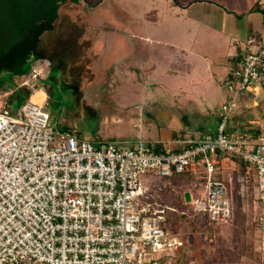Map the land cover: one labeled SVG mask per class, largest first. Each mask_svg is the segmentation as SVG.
I'll return each mask as SVG.
<instances>
[{
  "label": "built area",
  "instance_id": "1",
  "mask_svg": "<svg viewBox=\"0 0 264 264\" xmlns=\"http://www.w3.org/2000/svg\"><path fill=\"white\" fill-rule=\"evenodd\" d=\"M246 48L224 80L228 95L215 133L178 147L93 143L76 125L54 127L44 104L27 99L12 110L0 95V264H170L181 242L165 228L151 178L197 172L205 190L191 197L194 210L227 222L234 210L215 175L220 158L248 163L264 234V139L228 128L241 96L264 89V42L251 36ZM49 74L50 62L38 59L21 86L33 88Z\"/></svg>",
  "mask_w": 264,
  "mask_h": 264
},
{
  "label": "rangeland",
  "instance_id": "2",
  "mask_svg": "<svg viewBox=\"0 0 264 264\" xmlns=\"http://www.w3.org/2000/svg\"><path fill=\"white\" fill-rule=\"evenodd\" d=\"M95 1L81 0L80 4H66L62 8L57 29L47 35L43 47L44 55L47 54V57L43 56L44 60L52 63L51 79L45 83L39 80L38 85L31 88L28 85L21 86V79L12 78L6 84V92L0 89L1 99L11 104L14 110L26 101L25 93H30L28 99H31L32 94L42 85L46 98L39 103L44 104L50 112L54 127L62 130V126L76 125L81 136L93 143L112 142L124 147H135L140 141H160L171 146L180 136L187 139L194 134L200 135L195 129L200 124L211 127V122L208 125L199 122L203 120L199 113H204L201 107L205 106L201 96L208 95L210 90L201 91L198 84L185 85L182 81L179 85H185L187 93H179L180 97L175 99L174 95L180 92V86L174 88V83L168 80L164 91L160 92L162 94L151 99L146 92V84L142 83L145 78L133 90L132 86L128 87L127 83H122V79L113 74L111 65L114 63V55L107 44L108 38L128 34L120 22L122 16L119 14L124 0H117L115 9L106 3L99 10L92 7ZM135 2L138 9L139 1ZM86 36L92 38V43L83 40ZM52 73L54 77H51ZM73 84L76 86L74 89ZM212 93L216 95L210 98L211 107L216 110L222 95L215 91ZM227 95L225 91L223 102ZM188 98L196 100L200 110L197 112L189 106L185 113L187 120H182L184 130L180 134L178 124L174 122L178 117L174 113H179L176 100L187 103ZM242 98L243 103L250 105L243 118L251 120L261 117L264 99H257L260 105H254V98ZM202 133L207 135V132ZM215 175L226 181L234 210L233 217L227 222L194 228L191 222L180 220L178 214H175L177 223L174 226L170 222L169 228H174L173 235L185 238L178 264H264V234L258 225L260 203L255 176L243 171L232 158L221 160ZM141 179L150 185L146 177ZM151 179L152 200H162L163 206H158L165 208L166 213L170 208L180 210L187 192L192 193L193 201L194 197L205 190L198 176L173 174L169 178L156 176ZM138 203L139 206H145L147 200L141 199ZM170 213L173 216L172 211ZM175 252L176 249L172 256Z\"/></svg>",
  "mask_w": 264,
  "mask_h": 264
},
{
  "label": "crops",
  "instance_id": "3",
  "mask_svg": "<svg viewBox=\"0 0 264 264\" xmlns=\"http://www.w3.org/2000/svg\"><path fill=\"white\" fill-rule=\"evenodd\" d=\"M135 1L124 0L121 13L118 12L128 34L112 37L114 40L108 38L107 46L114 55L113 74L133 90L145 78L142 83L146 84L151 99L162 94L168 80L174 83V88L183 81L185 85L198 84L201 91L210 90L208 95L201 96L205 106L201 107L204 113H199L203 117L199 122L213 125L208 128L200 124L195 128L200 135L187 139L176 135L178 138L171 147L190 139L212 136L220 120L226 91L224 80L230 68L247 52V40L251 36L264 42V0H137L138 9ZM106 3L114 9L118 4L117 0H99L92 7L99 10ZM83 40L92 43L91 37ZM185 85H179L180 92L174 95L175 99L180 97L179 93H187ZM212 91L222 95L216 110L211 107L210 98L216 95ZM243 96L254 98L257 105V99H264V89L252 87ZM241 99L232 114L229 131L249 132L257 139H264V112L261 117L245 120L243 114L250 105ZM176 103L180 114L173 112L178 114L174 122L181 134L187 109L190 106L198 112L200 104L192 98H188L187 103L177 99ZM203 134L205 136H201Z\"/></svg>",
  "mask_w": 264,
  "mask_h": 264
},
{
  "label": "trees",
  "instance_id": "4",
  "mask_svg": "<svg viewBox=\"0 0 264 264\" xmlns=\"http://www.w3.org/2000/svg\"><path fill=\"white\" fill-rule=\"evenodd\" d=\"M85 1L89 2V0ZM80 2L81 0H0V89L3 92L7 91L6 84L8 80L27 75L31 71L35 61L38 59L44 60V43L46 42L47 35L56 31L62 8L66 4L77 5ZM98 2L99 0H96L94 4ZM45 57H47V54ZM50 64L52 65L51 62ZM87 66L89 69V65ZM5 72L7 75H4ZM92 74L95 75L93 72ZM49 75L47 78L42 79L44 83L51 79ZM54 76L52 73L51 77ZM35 85H38V82ZM41 86L38 89L42 88ZM74 87L76 86L73 84V89ZM29 95L30 93H25L26 100ZM71 127V125H66L62 126L61 129L66 130ZM162 146L163 144L157 146V150L159 147L162 148ZM231 158L240 164L243 171L253 174L247 162L236 157ZM221 160L220 158L218 164ZM183 174L186 177L198 176L197 172L190 169L186 170ZM255 188L257 189L256 185ZM184 199L180 210L178 208H170L171 210L166 213L165 228L169 233L173 234V231H175L174 228H169L170 222L174 226L177 223V219H174L175 214H178V219L180 218V220L184 219L191 222L190 224L194 228L215 224L210 220L207 213L196 212L191 201H187L186 195ZM154 203L163 206L162 200L154 201ZM170 211H172L173 216H170ZM176 233L178 232H174V234ZM179 240L181 242L179 244L180 247L178 246L176 248L170 264L179 263L180 253L185 246V238L182 237Z\"/></svg>",
  "mask_w": 264,
  "mask_h": 264
},
{
  "label": "bare ground",
  "instance_id": "5",
  "mask_svg": "<svg viewBox=\"0 0 264 264\" xmlns=\"http://www.w3.org/2000/svg\"><path fill=\"white\" fill-rule=\"evenodd\" d=\"M46 98V93L44 89L40 88L37 89L31 96V99L35 102H42Z\"/></svg>",
  "mask_w": 264,
  "mask_h": 264
},
{
  "label": "water",
  "instance_id": "6",
  "mask_svg": "<svg viewBox=\"0 0 264 264\" xmlns=\"http://www.w3.org/2000/svg\"><path fill=\"white\" fill-rule=\"evenodd\" d=\"M186 199L188 202L191 201V194L189 192L186 193Z\"/></svg>",
  "mask_w": 264,
  "mask_h": 264
}]
</instances>
